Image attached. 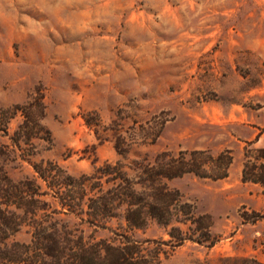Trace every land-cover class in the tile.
<instances>
[{"label":"rangeland","instance_id":"rangeland-1","mask_svg":"<svg viewBox=\"0 0 264 264\" xmlns=\"http://www.w3.org/2000/svg\"><path fill=\"white\" fill-rule=\"evenodd\" d=\"M262 38L264 0H0V110L40 93L49 133V141L32 140L33 152L19 151L11 137L21 117L0 119V170L42 187L39 162L77 178L119 161L133 177L135 162L163 152L227 150L226 178L168 182L196 214L210 216L215 243L185 241L160 264H264V192L240 179L246 143L264 148ZM51 217L86 242L124 231L139 242L169 240L154 220L128 230L120 218L95 228L72 214ZM173 226L192 233L188 222ZM30 240L24 223L0 234V248Z\"/></svg>","mask_w":264,"mask_h":264},{"label":"trees","instance_id":"trees-1","mask_svg":"<svg viewBox=\"0 0 264 264\" xmlns=\"http://www.w3.org/2000/svg\"><path fill=\"white\" fill-rule=\"evenodd\" d=\"M42 99L36 93L24 105L0 110V119L5 124L16 115L21 117L11 137L19 151L22 144L33 152L35 138L49 141V133L41 125ZM85 123L88 124L87 120ZM121 145V139L117 138L114 148L119 155L126 151ZM232 160L227 150L216 155L206 150L179 151L176 155L163 152L152 163L135 162L133 177L117 161L77 178L53 162H39L33 165V170L42 187L28 179L14 183L0 170V234L16 233L24 223L31 228L28 244L12 243L0 248V264H160L169 251L185 241L211 247L215 240L210 236V216L196 214L195 208L184 202L177 190L168 187V182L187 174L222 180L227 177ZM240 177L242 183L258 185L264 192V148H253L252 143H246ZM48 195L55 205L51 210L44 200ZM56 214L78 216L80 221L95 228H104L108 220L120 218L126 229H142L149 220H154L169 228V240L139 242L124 231L112 241L86 242L51 220ZM187 222L191 234L173 226Z\"/></svg>","mask_w":264,"mask_h":264},{"label":"crops","instance_id":"crops-1","mask_svg":"<svg viewBox=\"0 0 264 264\" xmlns=\"http://www.w3.org/2000/svg\"><path fill=\"white\" fill-rule=\"evenodd\" d=\"M256 47H257V53L259 57L264 62V38L258 40Z\"/></svg>","mask_w":264,"mask_h":264}]
</instances>
